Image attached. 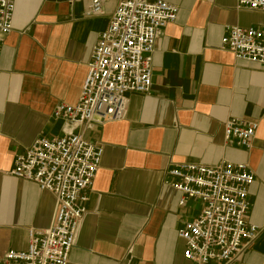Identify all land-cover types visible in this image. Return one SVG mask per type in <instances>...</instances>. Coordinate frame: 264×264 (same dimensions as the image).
I'll use <instances>...</instances> for the list:
<instances>
[{"label":"crops","instance_id":"crops-1","mask_svg":"<svg viewBox=\"0 0 264 264\" xmlns=\"http://www.w3.org/2000/svg\"><path fill=\"white\" fill-rule=\"evenodd\" d=\"M164 1L179 13L157 39L151 92L129 95L124 120L85 133L104 154L68 264H197L184 257L177 233L198 204L180 207L181 193L165 184L168 169L183 162L250 165L247 221L263 230L229 264H264V67L221 49L228 26L264 29V12L238 8L237 0ZM118 2L87 16L88 0H15L0 53V258L26 250L29 229L53 221L55 196L10 174L15 155L37 138L63 134L53 109L78 101ZM230 118L259 122L250 149L225 144Z\"/></svg>","mask_w":264,"mask_h":264},{"label":"built area","instance_id":"built-area-1","mask_svg":"<svg viewBox=\"0 0 264 264\" xmlns=\"http://www.w3.org/2000/svg\"><path fill=\"white\" fill-rule=\"evenodd\" d=\"M110 0H88L87 16H100ZM238 8L264 12V0H237ZM178 5L164 0H119L107 27L100 32L76 103H58L52 117L65 125L63 134L37 138L15 155L10 174L38 185L55 196L51 225L28 231L24 251L10 250L0 264H68L82 222L88 212V190L100 168L104 147L88 141L94 124L126 118L129 95L148 94L153 86V54L163 29L177 20ZM15 0H0V53L13 31ZM221 49L236 60L264 67V29L228 26ZM258 121L238 118L223 123L226 145L250 149ZM165 181L181 193L179 206L198 204L196 214L183 222L178 237L184 257L197 264H229L261 234L262 227L247 221L250 186L255 180L248 163L208 165L183 162L167 171Z\"/></svg>","mask_w":264,"mask_h":264}]
</instances>
